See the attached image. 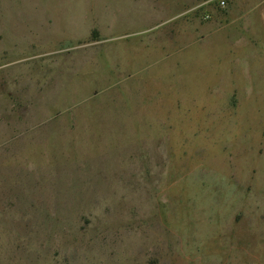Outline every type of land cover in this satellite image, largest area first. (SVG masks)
<instances>
[{
    "label": "rangeland",
    "instance_id": "rangeland-1",
    "mask_svg": "<svg viewBox=\"0 0 264 264\" xmlns=\"http://www.w3.org/2000/svg\"><path fill=\"white\" fill-rule=\"evenodd\" d=\"M209 6L142 27L174 47L177 24L172 77L0 149V264H264V69L193 61Z\"/></svg>",
    "mask_w": 264,
    "mask_h": 264
},
{
    "label": "crops",
    "instance_id": "crops-1",
    "mask_svg": "<svg viewBox=\"0 0 264 264\" xmlns=\"http://www.w3.org/2000/svg\"><path fill=\"white\" fill-rule=\"evenodd\" d=\"M27 1V12L15 13L14 0H0L2 14L13 17L0 21V149L30 147L41 133L50 141L65 119L86 116L84 110L116 86L172 77L179 64L173 57L177 24L167 30L175 31L174 47L162 46L166 30L146 37L142 27L148 19L155 26L176 20L201 0ZM223 1L225 7L217 2L222 11L209 6L202 15L206 23L194 24L203 45L195 48L202 58L193 61L249 68L258 78L264 69V0ZM164 49L170 57L164 58Z\"/></svg>",
    "mask_w": 264,
    "mask_h": 264
},
{
    "label": "built area",
    "instance_id": "built-area-1",
    "mask_svg": "<svg viewBox=\"0 0 264 264\" xmlns=\"http://www.w3.org/2000/svg\"><path fill=\"white\" fill-rule=\"evenodd\" d=\"M217 2H218V5L220 7H224L225 6V2L223 0H217ZM207 18H208V16H205V19H207Z\"/></svg>",
    "mask_w": 264,
    "mask_h": 264
}]
</instances>
